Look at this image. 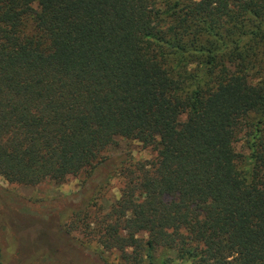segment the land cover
<instances>
[{
  "label": "trees",
  "instance_id": "trees-1",
  "mask_svg": "<svg viewBox=\"0 0 264 264\" xmlns=\"http://www.w3.org/2000/svg\"><path fill=\"white\" fill-rule=\"evenodd\" d=\"M117 139L156 161L73 209L80 246L264 264V0H0V177L90 175Z\"/></svg>",
  "mask_w": 264,
  "mask_h": 264
},
{
  "label": "rangeland",
  "instance_id": "rangeland-1",
  "mask_svg": "<svg viewBox=\"0 0 264 264\" xmlns=\"http://www.w3.org/2000/svg\"><path fill=\"white\" fill-rule=\"evenodd\" d=\"M243 145L235 142L238 154H246ZM156 157L150 147L117 139L102 152L100 158L106 161L90 175L87 170L60 184L45 181L37 186L9 184L0 177V264H118L114 253L103 254L104 261L95 254L94 242L88 249L80 246L85 240L77 231L68 234L66 225L73 209L89 200L91 209L107 212L131 172L151 165Z\"/></svg>",
  "mask_w": 264,
  "mask_h": 264
}]
</instances>
